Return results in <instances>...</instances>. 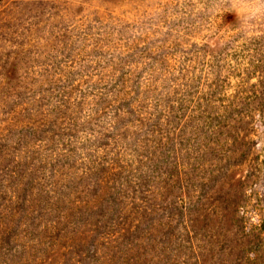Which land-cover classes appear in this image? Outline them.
<instances>
[{"label":"rangeland","instance_id":"374dc122","mask_svg":"<svg viewBox=\"0 0 264 264\" xmlns=\"http://www.w3.org/2000/svg\"><path fill=\"white\" fill-rule=\"evenodd\" d=\"M0 264H264V0H0Z\"/></svg>","mask_w":264,"mask_h":264},{"label":"trees","instance_id":"16d2710c","mask_svg":"<svg viewBox=\"0 0 264 264\" xmlns=\"http://www.w3.org/2000/svg\"><path fill=\"white\" fill-rule=\"evenodd\" d=\"M236 207V206H235ZM233 208V212H234V214H236V211H237V209L236 208Z\"/></svg>","mask_w":264,"mask_h":264}]
</instances>
